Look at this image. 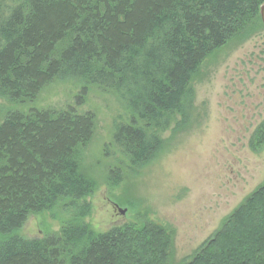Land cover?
Returning <instances> with one entry per match:
<instances>
[{
  "label": "trees",
  "instance_id": "obj_1",
  "mask_svg": "<svg viewBox=\"0 0 264 264\" xmlns=\"http://www.w3.org/2000/svg\"><path fill=\"white\" fill-rule=\"evenodd\" d=\"M262 4L0 0V97L34 100L57 78L83 83L77 104L84 103L89 84L113 88L132 112L116 127L114 143L134 163L145 162L163 147L162 131L194 122L192 76ZM94 129L95 114L73 106L6 114L0 123V264H119L126 256L146 264L134 252L139 240L121 227L83 245L81 225L43 238L17 234L31 214L63 200L76 204L93 191L79 159ZM250 142L264 143V121ZM183 264H264V183Z\"/></svg>",
  "mask_w": 264,
  "mask_h": 264
},
{
  "label": "rangeland",
  "instance_id": "obj_2",
  "mask_svg": "<svg viewBox=\"0 0 264 264\" xmlns=\"http://www.w3.org/2000/svg\"><path fill=\"white\" fill-rule=\"evenodd\" d=\"M190 86L194 122L162 131L163 147L142 163L131 161L114 143L116 127L128 123L132 112L113 88L89 84L84 103L77 104L83 83L57 78L34 100L0 97V123L9 111L34 108L73 106L79 113L95 114L93 136L79 159L93 191L76 204L63 200L31 214L17 234L43 238L81 225L87 231L79 242L83 245L95 234L121 227L139 240L134 252L146 264H183L264 183V143L250 142L264 121L260 10L208 54ZM115 169L117 177L110 179ZM127 257H119V264H133Z\"/></svg>",
  "mask_w": 264,
  "mask_h": 264
},
{
  "label": "water",
  "instance_id": "obj_3",
  "mask_svg": "<svg viewBox=\"0 0 264 264\" xmlns=\"http://www.w3.org/2000/svg\"><path fill=\"white\" fill-rule=\"evenodd\" d=\"M260 13H261V20H262L263 25H264V4H262V5L260 6ZM120 211H121V212H124L123 209H120Z\"/></svg>",
  "mask_w": 264,
  "mask_h": 264
}]
</instances>
